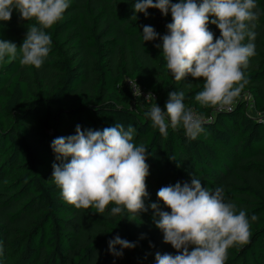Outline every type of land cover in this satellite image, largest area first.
<instances>
[{"label": "trees", "instance_id": "trees-1", "mask_svg": "<svg viewBox=\"0 0 264 264\" xmlns=\"http://www.w3.org/2000/svg\"><path fill=\"white\" fill-rule=\"evenodd\" d=\"M134 3L70 0L63 19L46 29L52 46L40 69L21 66L19 53L15 60L0 62V264H156L157 252L175 255L148 206L158 203L170 211L158 200V190L178 181L190 183V173L210 191L222 186L225 200L245 209L249 219L259 217L251 223L250 242L230 248L225 264H264V0H256L261 12L256 54L249 59V84L241 95L251 96L260 119L248 114L245 103L218 113L196 102L203 78L176 81L162 48L155 46L162 41L143 45V26L163 36L170 12L163 16L148 9L147 17L136 13L133 21ZM28 23L34 21L21 20L14 10L10 21H0V40L20 46ZM208 28L219 37L215 25ZM127 79L156 99L135 96ZM180 90L186 107L211 118L195 140L171 127L164 138L145 116L154 103L166 110L168 93ZM116 122L132 125L134 143L148 147V210L138 216L126 210L112 216V204L103 214L76 209L63 200L52 179V165L59 163L51 148L55 138L74 135L77 125L103 130ZM116 236L136 247L114 256L108 242Z\"/></svg>", "mask_w": 264, "mask_h": 264}, {"label": "clouds", "instance_id": "clouds-1", "mask_svg": "<svg viewBox=\"0 0 264 264\" xmlns=\"http://www.w3.org/2000/svg\"><path fill=\"white\" fill-rule=\"evenodd\" d=\"M69 6L70 0H0V21H10L14 10L21 20L34 21L27 24L20 46L0 40V62L6 57L15 60L19 53L21 66L40 69L52 46L46 29L63 19ZM148 9H158L163 16L170 12L172 20L163 36L152 26H143V45L159 38L162 44L155 46L162 48L166 68L176 81L188 76L203 78L196 102L218 113L233 111L249 84L245 70L256 54L255 29L261 15L256 0H135L130 20H137L136 13L147 17ZM209 23L217 27L219 37L209 30ZM129 83L134 95L137 90L141 94L136 81ZM152 97L149 93L146 99ZM185 99L183 90L171 91L166 110L154 103L145 113L164 138L171 127L182 128L189 140H195L210 122L186 107ZM135 135L132 125L125 128L116 122L103 130H82L77 125L74 135L55 138L51 148L59 163L52 165V179L63 200L76 209L93 208L99 214L112 204V216L123 215L125 210L134 216L146 212L148 147L134 143ZM190 176V183L178 181L158 190V200L170 211L162 210L158 203L148 206L156 228L163 232L164 243L176 250L175 255L155 253V262L225 264L230 248L250 242L251 223L259 217L253 214L249 219L245 209L238 210L234 202L226 201L222 186L213 192L193 173ZM116 246L121 250L116 251ZM108 247L114 256L122 257L123 249L135 248L136 243L116 236Z\"/></svg>", "mask_w": 264, "mask_h": 264}, {"label": "rangeland", "instance_id": "rangeland-1", "mask_svg": "<svg viewBox=\"0 0 264 264\" xmlns=\"http://www.w3.org/2000/svg\"><path fill=\"white\" fill-rule=\"evenodd\" d=\"M238 102L246 104L247 112H248V114L250 116L255 117V118H259V119L263 116L262 114H258V113L255 112V108H254V105H253V100H252V98L249 95L242 96L237 101V104H238Z\"/></svg>", "mask_w": 264, "mask_h": 264}, {"label": "built area", "instance_id": "built-area-1", "mask_svg": "<svg viewBox=\"0 0 264 264\" xmlns=\"http://www.w3.org/2000/svg\"><path fill=\"white\" fill-rule=\"evenodd\" d=\"M129 81H132V80L127 79V80H126V85L130 88V90H131L132 93L134 94V92H133V90H132V88H131V85H130ZM136 84H137V83H136ZM137 86H138V85H137ZM138 87H139V90H140V93H141V94H139V91L137 90V94H136L135 96H140V97H142L143 99H145V100L148 101V102H150V101L156 99L155 95H154L152 92H150V91H146V90L142 89L140 86H138ZM149 93H151V94L153 95V97L150 98V99H146V97L148 96ZM245 95H249V94H245ZM243 96H244V95H243ZM249 96H250V95H249ZM250 97H251V96H250ZM236 104H237V102H236ZM224 112H231V111H224ZM206 120L210 121L211 118L206 119Z\"/></svg>", "mask_w": 264, "mask_h": 264}]
</instances>
